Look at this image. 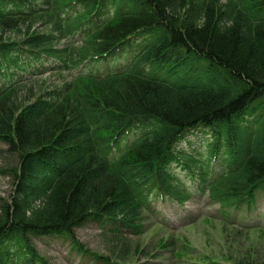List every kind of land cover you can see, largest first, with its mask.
<instances>
[{
  "label": "trees",
  "instance_id": "1",
  "mask_svg": "<svg viewBox=\"0 0 264 264\" xmlns=\"http://www.w3.org/2000/svg\"><path fill=\"white\" fill-rule=\"evenodd\" d=\"M46 74L59 84L43 88ZM195 130L206 151L179 149ZM0 143L19 161L0 264H48L34 240L55 236L116 264L76 231L141 237L154 201L207 193L226 220L251 214L264 190V0H0Z\"/></svg>",
  "mask_w": 264,
  "mask_h": 264
},
{
  "label": "rangeland",
  "instance_id": "2",
  "mask_svg": "<svg viewBox=\"0 0 264 264\" xmlns=\"http://www.w3.org/2000/svg\"><path fill=\"white\" fill-rule=\"evenodd\" d=\"M107 11L104 20L112 9ZM17 35L7 38H22ZM37 81L44 83L43 88L60 82L53 74H46ZM210 138L195 130L187 135L179 149L190 154L195 149L206 151ZM195 156L205 161V157ZM18 165V157L0 143V220L3 205L15 195L11 170ZM184 168L173 165L186 186L196 192L197 178L193 180ZM215 169L218 172L223 167L218 163ZM153 208L155 213L146 215L149 230L141 237L126 236L116 243L102 235L96 223H89L76 231L77 240L87 250L113 258L116 264H264V190L258 193L257 204L250 215L233 214L232 220L223 218L219 205L213 204L207 194H197L183 207L159 201L154 202ZM34 244L48 264H95L90 257L77 253L71 242L62 237L35 239Z\"/></svg>",
  "mask_w": 264,
  "mask_h": 264
}]
</instances>
